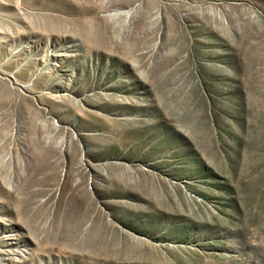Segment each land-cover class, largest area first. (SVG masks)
I'll return each mask as SVG.
<instances>
[{
	"label": "rangeland",
	"instance_id": "374dc122",
	"mask_svg": "<svg viewBox=\"0 0 264 264\" xmlns=\"http://www.w3.org/2000/svg\"><path fill=\"white\" fill-rule=\"evenodd\" d=\"M0 264H264V0H0Z\"/></svg>",
	"mask_w": 264,
	"mask_h": 264
}]
</instances>
